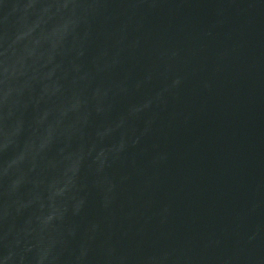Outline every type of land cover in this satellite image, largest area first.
<instances>
[{
	"label": "water",
	"instance_id": "water-1",
	"mask_svg": "<svg viewBox=\"0 0 264 264\" xmlns=\"http://www.w3.org/2000/svg\"><path fill=\"white\" fill-rule=\"evenodd\" d=\"M0 264H264V0H0Z\"/></svg>",
	"mask_w": 264,
	"mask_h": 264
}]
</instances>
